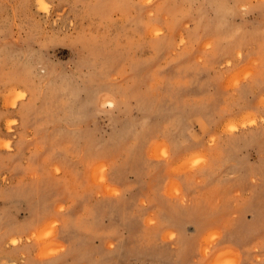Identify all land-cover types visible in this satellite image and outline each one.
Listing matches in <instances>:
<instances>
[{
	"label": "rangeland",
	"instance_id": "1",
	"mask_svg": "<svg viewBox=\"0 0 264 264\" xmlns=\"http://www.w3.org/2000/svg\"><path fill=\"white\" fill-rule=\"evenodd\" d=\"M0 264H264V0H0Z\"/></svg>",
	"mask_w": 264,
	"mask_h": 264
}]
</instances>
